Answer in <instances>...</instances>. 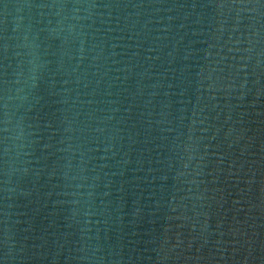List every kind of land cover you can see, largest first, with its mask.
<instances>
[{"label": "water", "instance_id": "95a60500", "mask_svg": "<svg viewBox=\"0 0 264 264\" xmlns=\"http://www.w3.org/2000/svg\"><path fill=\"white\" fill-rule=\"evenodd\" d=\"M0 264H264V0H0Z\"/></svg>", "mask_w": 264, "mask_h": 264}]
</instances>
